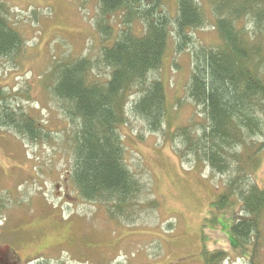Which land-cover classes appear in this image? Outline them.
I'll list each match as a JSON object with an SVG mask.
<instances>
[{"label": "trees", "instance_id": "16d2710c", "mask_svg": "<svg viewBox=\"0 0 264 264\" xmlns=\"http://www.w3.org/2000/svg\"><path fill=\"white\" fill-rule=\"evenodd\" d=\"M206 3L218 32L211 45L198 43L193 34L210 20ZM116 13H121L117 29L111 22ZM248 17L255 32L238 26ZM96 18L98 53L56 60L54 83L48 81L69 121L62 139L21 104L12 108L26 93L3 87L0 127L15 130L31 145L58 142L70 154L69 179L79 195L102 204L112 220L137 222L155 202L150 182L126 160L120 127L131 113L144 121L148 132L167 136L172 128L161 71L173 39L175 54H191L185 87L205 117L204 122L178 126L169 136L184 159L207 163L224 178V190L212 202L211 213L218 209L213 220L228 206L238 205L241 216L231 228L240 247L251 249L249 264H261L264 187L255 182L253 172L261 166L264 151V44L257 38L264 27V0H177L173 16L164 0H98ZM14 20L11 5L0 0V57L17 64L26 42ZM202 255L206 264H224L229 258L226 250H210L205 244ZM28 264L60 263L44 256Z\"/></svg>", "mask_w": 264, "mask_h": 264}, {"label": "rangeland", "instance_id": "374dc122", "mask_svg": "<svg viewBox=\"0 0 264 264\" xmlns=\"http://www.w3.org/2000/svg\"><path fill=\"white\" fill-rule=\"evenodd\" d=\"M6 1L25 37L26 51L18 55L17 64L0 57V88L26 93L28 97L20 95L12 108L21 104L62 139L69 121L48 81L54 83L56 60L98 53V0ZM164 1L175 15L177 0ZM203 7L210 20L193 34L198 43L211 45L218 38L214 13L208 3ZM120 15L112 18L115 29ZM242 25L255 32L251 18L241 19ZM257 38L264 44V27ZM173 44L172 39L161 71L171 106L167 136L148 132L144 121L131 113L120 127L126 160L150 182L153 207L137 222L112 220L102 204L79 195L69 179L70 154L58 142L31 145L15 130L0 127V264H28L44 256L60 264H206L204 244L210 250H226L224 264H249L251 249L240 247L231 228L241 208L228 206L217 220L212 217L218 210L211 213L212 202L224 190V178L207 163L184 159L169 136L178 126L204 122L205 117L185 87L191 54H175ZM253 176L263 188L264 151ZM260 262L264 264V244Z\"/></svg>", "mask_w": 264, "mask_h": 264}]
</instances>
